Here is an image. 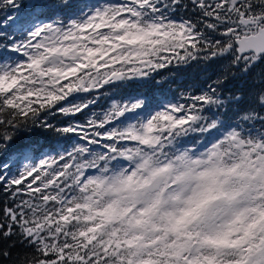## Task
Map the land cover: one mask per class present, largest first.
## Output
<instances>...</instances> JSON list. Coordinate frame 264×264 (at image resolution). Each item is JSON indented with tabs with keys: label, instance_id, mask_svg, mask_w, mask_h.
Here are the masks:
<instances>
[{
	"label": "snow or ice",
	"instance_id": "obj_1",
	"mask_svg": "<svg viewBox=\"0 0 264 264\" xmlns=\"http://www.w3.org/2000/svg\"><path fill=\"white\" fill-rule=\"evenodd\" d=\"M257 68L264 0H0V264H264Z\"/></svg>",
	"mask_w": 264,
	"mask_h": 264
},
{
	"label": "trees",
	"instance_id": "obj_2",
	"mask_svg": "<svg viewBox=\"0 0 264 264\" xmlns=\"http://www.w3.org/2000/svg\"><path fill=\"white\" fill-rule=\"evenodd\" d=\"M225 61H209L207 63L200 61L192 62L185 67L180 68H168L161 70L155 75V79L161 82L159 91L168 93L170 96L179 97L181 93H193L198 94L207 83L212 79H215L220 74V67ZM264 71V68H257L254 70V74ZM252 81V77L244 79H229L226 85V89L233 91L243 90L247 93L250 89L257 87ZM154 87V86H152ZM141 90L139 86L134 85L129 91ZM158 91V94H159ZM109 101L105 98H101L99 105L101 107L107 106ZM243 107V106H241ZM99 110V109H97ZM234 115V113H230Z\"/></svg>",
	"mask_w": 264,
	"mask_h": 264
}]
</instances>
